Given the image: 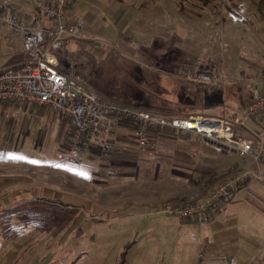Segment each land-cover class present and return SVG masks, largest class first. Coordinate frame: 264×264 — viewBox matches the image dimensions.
<instances>
[{"label": "rangeland", "instance_id": "374dc122", "mask_svg": "<svg viewBox=\"0 0 264 264\" xmlns=\"http://www.w3.org/2000/svg\"><path fill=\"white\" fill-rule=\"evenodd\" d=\"M67 3L64 15L81 18L87 36L74 39L73 64L107 98L145 100L182 115L194 110L188 102L220 80L227 87H214L200 101L219 103L205 113L231 112L264 69L260 0ZM208 58L216 65V82L186 73L192 65L183 59L196 70ZM137 70L147 77L129 76ZM41 108L25 112L26 120ZM17 122L1 129L0 264H264V185L254 183L262 190L255 202L243 196L239 208L216 207L210 217L180 220L156 211L162 203L178 202L157 204L170 189L158 164L118 175L98 159H61L57 154L67 144L66 134L61 139L49 126ZM67 123L60 119L54 126ZM233 154L231 161L239 163L241 157ZM8 178L20 180V195L3 194L8 190L3 184L14 183Z\"/></svg>", "mask_w": 264, "mask_h": 264}, {"label": "built area", "instance_id": "2783aa9c", "mask_svg": "<svg viewBox=\"0 0 264 264\" xmlns=\"http://www.w3.org/2000/svg\"><path fill=\"white\" fill-rule=\"evenodd\" d=\"M22 2H30L38 11L30 18H22L13 9ZM67 5V0H0V20L21 37L26 54L23 60L0 69V102L32 103L48 108L56 119H65L69 124L67 145L58 152L59 158L73 160L90 143H95L102 154H107V137L115 118L130 123L137 146L148 155L155 152L153 133L157 132L174 136L197 135L215 150H234L251 158L253 167L222 176L198 199L165 202L157 210L180 220L205 213L217 199L228 196L242 182L264 181L260 165L264 158V142L256 143L242 134L247 119L264 112V73L255 79V94L246 100L241 110L232 114H166L104 97L75 68L72 54L68 56L70 65L66 69L61 67L60 54L66 41L86 37L84 21L64 15ZM183 64L192 65L186 68V73H194V80L217 81V68L210 60L196 70L194 63Z\"/></svg>", "mask_w": 264, "mask_h": 264}, {"label": "crops", "instance_id": "0c3cea01", "mask_svg": "<svg viewBox=\"0 0 264 264\" xmlns=\"http://www.w3.org/2000/svg\"><path fill=\"white\" fill-rule=\"evenodd\" d=\"M13 9H15L22 18H30L38 11L30 2L18 3L13 6ZM66 17L68 19H72L68 16ZM84 38H87V36ZM75 47H77L75 40L68 39L66 41L65 49L60 54V63L62 68L66 69L68 67V56L71 54L73 55ZM25 57L26 54L23 49L21 37L13 34L10 28L0 20V69L4 66L19 62ZM63 57L65 58L64 62H62ZM207 60H210L212 63H214V61L210 58L206 59V61ZM182 62L184 63L187 61L183 59ZM261 73H264V69L261 71ZM255 79L256 78L252 80L253 85L250 88H247L245 91L241 104L237 108H234L231 112H223V110H221L217 113H212L211 115L232 114L238 110H241L244 107L246 100L254 95L257 90ZM175 86L176 83L174 87ZM221 86L225 88L227 87L225 83L220 82L219 80L218 84L212 86V90L214 87L217 88ZM230 87L233 89H239L240 86L236 87L233 85ZM95 89L97 90V88ZM212 90H205V92L201 90L202 95L209 93ZM225 104L227 103L225 102ZM200 105L202 110L199 113H205V109L209 107H218L219 103L213 101H211V103L200 102ZM34 106L35 105L32 103L25 102H0L1 142L3 141L1 140V129L4 130L6 128L4 125L7 124L8 128H14L16 123H18L17 121H19L20 125L22 126V124L25 123H23V120L26 121V124L32 122L35 129H39L38 127L42 125L49 126L51 127L52 131H56L58 133L59 138L61 139L63 138L64 134H66L67 141L69 124L67 123V127H63L62 124H58V128L55 127V121L60 119L54 118L48 108H41L39 113H34L33 115L31 114L32 119L29 120V122L26 120V113H28V110ZM22 112H26L24 117ZM242 134L246 137L253 138L256 143L260 140L264 142V112H260L248 118ZM153 135L156 139V147L154 154L150 156L137 146L131 132L130 123L124 119L115 118L112 122L111 130L107 137L108 153L102 154L100 152V148L95 143H90L89 145L85 146L77 156L80 158H86L88 160L98 159V161H101L100 165H103L105 168L112 169V171L118 175H129L132 172H136V174H138L141 169L147 167V164H158V166H161V168L164 170L163 179L165 185L170 188L168 192L166 189V191H164V193L159 196L157 201L158 205L169 199H173L178 202L196 200L201 197L211 186H213L215 182L222 176L254 166V163L250 157L240 155L234 150H215L210 144H207L202 137L197 135L186 136L180 134L174 136L169 133L157 132L153 133ZM66 145L67 144H65V146ZM232 153L241 157L239 163L236 160L231 161L230 157ZM100 155L103 156V158H99ZM152 156H155L156 158L154 161L152 160ZM262 160L264 162V158ZM263 168L264 167H261V169ZM1 176L5 178V176ZM8 179L9 181H14V183L3 184L4 187H2V189L7 188L8 192L6 191V193H2L13 196L20 195L22 188L18 187L17 185L20 184V180L18 179L17 181L19 183H17L16 179L14 178ZM254 183L264 185V181L256 179H249L245 182H242L233 188L232 192L228 196L217 199L214 203L216 206H213L212 210L216 207L219 211L228 210L236 206L239 208L240 204L243 203V196L255 202L256 196H261L260 194H262V190L257 188ZM15 184L17 186H15ZM246 191L251 192L253 195V200L249 197ZM183 197H186V199H183ZM10 202H13V200L10 199ZM207 211L205 212L206 215L211 213V210L209 212ZM149 212L150 211H145V213ZM132 213L134 214V211H132Z\"/></svg>", "mask_w": 264, "mask_h": 264}, {"label": "trees", "instance_id": "16d2710c", "mask_svg": "<svg viewBox=\"0 0 264 264\" xmlns=\"http://www.w3.org/2000/svg\"><path fill=\"white\" fill-rule=\"evenodd\" d=\"M208 1L209 0H202V3L203 4H206V3H208ZM260 2H264V0H260ZM143 73L141 72V71H139V70H137V71H135V72H132V74H130L129 76L130 77H134V78H141V77H147V75H145V74H143ZM153 86V85H152ZM149 91V90H148ZM191 95H193L192 94V92H189ZM191 95H188V96H190L191 97ZM201 96L202 95H200V96H198V97H195V99L193 100V102H186L187 104L186 105H192V107L194 108V110L192 111V112H188V113H198V112H200L201 110H202V107H201V105H200V100H201ZM192 97H194V96H192ZM128 103H131V104H135V105H139V106H144V107H147V108H151V109H156V110H159L158 109V107H157V105H153V107H155V108H152V106H150V104H149V102H145V100H138V101H135V100H129V102ZM179 105H185L184 103H183V101H181L180 103H179ZM188 113H186V114H188ZM213 206H216V205H212V206H210L209 207V209H208V211L207 212H209L210 210L212 211V208H213ZM214 210V209H213ZM197 215H195V216H192V217H196ZM206 216H212V213H208ZM191 217V218H192Z\"/></svg>", "mask_w": 264, "mask_h": 264}]
</instances>
